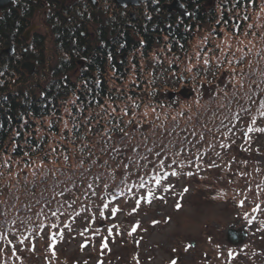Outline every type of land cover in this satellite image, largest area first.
I'll use <instances>...</instances> for the list:
<instances>
[{
  "label": "trees",
  "instance_id": "obj_1",
  "mask_svg": "<svg viewBox=\"0 0 264 264\" xmlns=\"http://www.w3.org/2000/svg\"><path fill=\"white\" fill-rule=\"evenodd\" d=\"M197 2L192 16L182 21L133 18L129 12L120 14L119 23L106 17L90 42L83 24L76 26L77 17L61 20L51 55L59 49L55 62L42 39L35 53L26 55L45 65L38 72L45 80L28 76L13 56H0V162L35 167L60 153L74 154L76 161L55 169L38 167L33 175L24 172L5 182L0 178V264H37L29 259L38 252L37 241L44 264H71L57 246L69 231L78 230L79 221L91 220L85 236L99 238L105 249L110 238L120 239L126 230L131 236L142 226L128 220L130 204L151 205L174 188L170 179L179 177L206 182L197 191L204 201L224 199L249 235L261 237L264 161L257 155L264 149L251 146L264 132V28L259 31L241 18H236L237 29L230 27L235 7L249 11L259 1H229L231 9L221 16L203 12L206 1ZM19 3L9 18L0 16V55L14 37L8 34L24 31L38 7L34 1ZM239 35L249 41L241 56L230 55L224 43L214 46L211 39ZM209 45L221 57L199 61L204 51L211 53ZM248 54L251 61L239 70L238 80L223 69L222 61H248ZM189 61L196 62L189 66ZM181 84L193 85L194 96L181 98ZM121 204L128 218L110 223ZM251 241L241 249L223 246L218 259L264 264L262 241Z\"/></svg>",
  "mask_w": 264,
  "mask_h": 264
},
{
  "label": "rangeland",
  "instance_id": "obj_2",
  "mask_svg": "<svg viewBox=\"0 0 264 264\" xmlns=\"http://www.w3.org/2000/svg\"><path fill=\"white\" fill-rule=\"evenodd\" d=\"M211 1L216 2L214 5H211V9L207 8L205 12L213 11L220 16L225 14L227 7L231 9L233 5L229 3V1L233 0ZM223 1H225V3H223ZM256 1H259L257 8H252L249 11L245 10L243 12L237 9V7L234 8L230 17L231 28L237 29L238 26L235 23L236 18H241V21L245 19L249 21V23L251 22L250 25L253 24L259 31L264 28V0ZM247 12L249 16H247ZM0 15L2 14L0 13ZM33 23L35 26L41 24L37 18L33 19ZM215 27L217 29H222V31L224 30L223 34H227L222 23H217ZM41 30L44 31V28L40 29V31ZM198 32L200 35L209 38L208 32L204 31V29H198ZM228 35L231 36L230 38L234 37L232 33H228ZM217 37H221L222 40H215ZM242 37L244 36L239 35L233 38V40H230L226 39L224 36H216L211 39H213V43H215L214 46H217L220 42L224 43L226 47L230 49V55L236 53L238 56H241L242 51L246 50L243 48L245 43L249 42ZM49 43L50 42H48V44ZM261 43L260 40V44L258 45H261ZM263 45L264 42L262 46ZM209 46L211 48V53H209L210 50L204 51L203 55L201 53L202 56H199V61L210 60V58L215 61L216 55L217 59L221 57L219 55V50H215L216 48H214V46ZM51 47L52 46H50V48ZM256 47L257 45L254 44V51L257 53L258 48ZM51 55L52 54H49V56ZM58 55L59 49L56 50V54L51 56L53 63ZM259 57H261V55ZM238 58V62L236 59L235 63H233L231 58L222 61L223 69L231 71L232 74L236 75V79L238 75L240 77L242 76V72L239 70L241 68L245 69V65L251 61L250 54H248L247 57L248 61L241 57ZM196 60H198V58ZM195 62L196 61H189L187 64L189 66H194ZM236 63L241 66L234 67ZM39 70L40 68L35 74L31 75L34 80L44 78L42 71H40L42 74L38 73ZM25 73L28 75L26 71ZM244 74L243 72V75ZM28 76H30V74ZM180 86L178 91L179 94L181 89L185 88L188 93L193 92L192 96H194L195 91L193 90V85L181 84ZM181 98L186 99V97L183 96ZM255 138L256 140L252 143L251 148L254 149L255 146H260L264 149V132L257 133ZM257 158L259 161H264V155L258 154ZM74 160V154L67 155L66 153H60L58 156L51 157L49 160L40 161L35 167L27 163H19V161L9 163L10 160H7L6 163L0 162V178L1 181L5 182L8 177L13 180L17 176L20 177L24 172H26L27 175H33L36 173L38 167V170L44 168L55 169L56 167H61L68 161L75 163L76 161ZM181 174H183V172ZM196 181L198 180H190L185 177H179L176 181L170 179V186L174 188L169 192H161L159 198H156L151 205L135 207L130 204L129 210L132 211L131 218H128L126 215V210H128L127 206L124 207L121 204L120 214L116 215V217L111 215L110 223L118 222L122 224V222L128 218L130 222H142V226L138 232L133 231L131 236L127 235L126 230L122 232L120 239L118 237L110 238L105 249L100 248L102 242L99 238L89 241V237L85 236L87 227H92L90 224L91 220H86V222L79 221L78 225L80 226L77 227L78 230L69 231L61 244L57 246L59 255L71 264H136L137 260L140 264H173L175 259H177L175 264H221L223 258L218 259L217 256L221 254L220 252H224L223 250L225 248L223 246L229 245L241 249V245H244L250 239L253 240L251 241L253 244L260 245L259 242H257L258 238L262 241L260 246L263 248L264 253V233H261V237H255L254 234L249 235L248 233L245 242L237 246L230 245L227 242L226 234L230 228L240 229L244 226L246 227V225L242 224V222L237 219L234 211L230 212L227 209V204L224 202V199H219L217 202H205L202 197L203 194L197 191H200L203 188V184L206 182L199 180L197 183ZM119 202L120 201L117 203L120 204L121 202ZM96 223L98 224V221L95 220L93 228H95ZM102 224L103 223L100 225ZM35 244L38 246V252L30 256L29 259L33 258V260H36L37 264H44L42 260L43 252L41 251L43 248L40 246L39 241L35 242ZM186 246L189 248L187 249ZM175 256L178 258L172 260ZM239 259L245 260L246 256L243 257V254H241ZM222 264L225 263L223 262Z\"/></svg>",
  "mask_w": 264,
  "mask_h": 264
},
{
  "label": "flooded vegetation",
  "instance_id": "obj_3",
  "mask_svg": "<svg viewBox=\"0 0 264 264\" xmlns=\"http://www.w3.org/2000/svg\"><path fill=\"white\" fill-rule=\"evenodd\" d=\"M14 2L5 8L0 9V13L7 17L11 10H19L20 1H34L37 5V10L34 12L32 18L29 19L24 31L20 34L10 35L12 41L1 49L0 56L12 57L19 63L22 70L30 74L26 68H22L23 64L30 63L33 75L44 64L39 58H26L27 54L35 53L33 48H38L41 39L47 54H52L54 41L56 40L55 31L57 23L61 20H71L77 17L76 26L83 24L82 33L86 36L87 42L94 41L97 32L99 33L103 27L100 24L106 17H114V20L119 23L120 14L128 13L133 18L142 17L146 15L147 19H162L164 23L170 17L177 21H182L185 17H191L190 8L192 5L200 4L197 1H206L202 4L203 12L207 8L211 9L216 1L211 0H137L138 4L121 5L116 3L117 0H13ZM190 2V3H189ZM15 6V7H14ZM14 8V9H13ZM41 10V11H40ZM41 13V14H40ZM37 15V16H36ZM75 15V16H74ZM9 18V17H7ZM37 18L41 24L36 25L33 19ZM43 19V20H42ZM194 22V20L192 21ZM44 28V31L40 29ZM50 38V39H48ZM48 42H50L48 44ZM91 44V43H90ZM52 46L50 48V46ZM89 50L90 46H86ZM40 50L38 54H40ZM5 57V60H9ZM12 59V58H11Z\"/></svg>",
  "mask_w": 264,
  "mask_h": 264
},
{
  "label": "water",
  "instance_id": "obj_4",
  "mask_svg": "<svg viewBox=\"0 0 264 264\" xmlns=\"http://www.w3.org/2000/svg\"><path fill=\"white\" fill-rule=\"evenodd\" d=\"M14 1L13 0H0V9L5 8L7 6H10ZM118 4L125 5V4H138L137 0H117L115 1ZM22 68H26L28 72L31 74V64L25 63L23 64ZM180 94L183 97L189 98L193 95V92L187 91V89L182 88L180 91ZM248 237V232L246 230V227L240 229L230 228L226 234V240L230 245L237 246L239 244H242L245 242V240Z\"/></svg>",
  "mask_w": 264,
  "mask_h": 264
},
{
  "label": "snow or ice",
  "instance_id": "obj_5",
  "mask_svg": "<svg viewBox=\"0 0 264 264\" xmlns=\"http://www.w3.org/2000/svg\"><path fill=\"white\" fill-rule=\"evenodd\" d=\"M173 264H175V262H173Z\"/></svg>",
  "mask_w": 264,
  "mask_h": 264
}]
</instances>
